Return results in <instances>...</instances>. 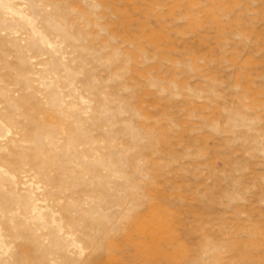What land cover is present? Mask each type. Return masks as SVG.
Returning a JSON list of instances; mask_svg holds the SVG:
<instances>
[{
    "label": "rangeland",
    "instance_id": "rangeland-1",
    "mask_svg": "<svg viewBox=\"0 0 264 264\" xmlns=\"http://www.w3.org/2000/svg\"><path fill=\"white\" fill-rule=\"evenodd\" d=\"M0 264H264V0H0Z\"/></svg>",
    "mask_w": 264,
    "mask_h": 264
}]
</instances>
